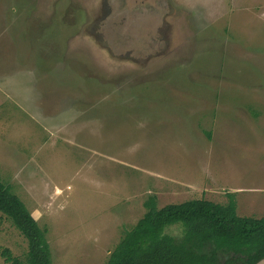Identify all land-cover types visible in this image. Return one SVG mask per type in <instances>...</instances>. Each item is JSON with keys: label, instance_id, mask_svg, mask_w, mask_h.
<instances>
[{"label": "rangeland", "instance_id": "374dc122", "mask_svg": "<svg viewBox=\"0 0 264 264\" xmlns=\"http://www.w3.org/2000/svg\"><path fill=\"white\" fill-rule=\"evenodd\" d=\"M0 178L51 264H106L151 196L264 218V0H0Z\"/></svg>", "mask_w": 264, "mask_h": 264}, {"label": "trees", "instance_id": "16d2710c", "mask_svg": "<svg viewBox=\"0 0 264 264\" xmlns=\"http://www.w3.org/2000/svg\"><path fill=\"white\" fill-rule=\"evenodd\" d=\"M218 204L192 199L146 212L109 255L106 264H255L264 258V218L240 217L234 196ZM0 213L27 242L25 261L4 250L8 264H51L46 232L0 178Z\"/></svg>", "mask_w": 264, "mask_h": 264}, {"label": "water", "instance_id": "95a60500", "mask_svg": "<svg viewBox=\"0 0 264 264\" xmlns=\"http://www.w3.org/2000/svg\"><path fill=\"white\" fill-rule=\"evenodd\" d=\"M255 264H264V258L263 259H261V260H259L257 263H255Z\"/></svg>", "mask_w": 264, "mask_h": 264}]
</instances>
